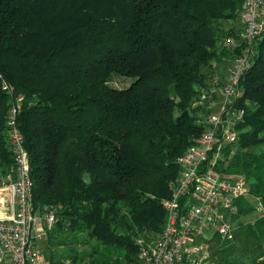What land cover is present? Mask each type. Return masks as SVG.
Returning a JSON list of instances; mask_svg holds the SVG:
<instances>
[{
    "label": "trees",
    "instance_id": "16d2710c",
    "mask_svg": "<svg viewBox=\"0 0 264 264\" xmlns=\"http://www.w3.org/2000/svg\"><path fill=\"white\" fill-rule=\"evenodd\" d=\"M241 2L0 0V173L13 163L7 119L17 103L33 210H55L45 235L67 230L94 241L84 256L70 254L72 263L136 264V237L162 229L176 159L204 129L193 106L199 88L224 43L240 53L230 24L242 26ZM113 74L133 80L115 88ZM239 87V140L216 164L248 183L230 216L234 230L257 198L264 204V17ZM242 233L258 237L262 257L264 216ZM214 235L213 264H245L233 254L234 244L246 249L235 232L231 240Z\"/></svg>",
    "mask_w": 264,
    "mask_h": 264
},
{
    "label": "built area",
    "instance_id": "2783aa9c",
    "mask_svg": "<svg viewBox=\"0 0 264 264\" xmlns=\"http://www.w3.org/2000/svg\"><path fill=\"white\" fill-rule=\"evenodd\" d=\"M263 17L264 0H242L240 53L226 75L212 73L199 88L193 106L202 110L197 122L204 129L176 159L179 176L170 184V196L161 201L165 211L162 229L153 238L136 237V264H213L212 235L233 239L230 216L237 210L236 200L248 195V183L242 175L222 176L216 164L223 148L239 140L238 125L245 116V110L237 104L241 95L239 80L252 64L254 44L263 31ZM4 88L8 86L4 84ZM19 109V104H12L7 119L13 163L0 173V192L8 194H0V264H51L38 241L54 224L55 210L42 214L33 210L29 158L16 125ZM7 206L11 215H1ZM255 209L259 217L264 216V204L258 198ZM55 264L74 263L62 258Z\"/></svg>",
    "mask_w": 264,
    "mask_h": 264
},
{
    "label": "rangeland",
    "instance_id": "374dc122",
    "mask_svg": "<svg viewBox=\"0 0 264 264\" xmlns=\"http://www.w3.org/2000/svg\"><path fill=\"white\" fill-rule=\"evenodd\" d=\"M230 26H232L233 29L237 31L240 28H242L239 20H236L234 23H231ZM224 46L226 47V51H224L225 54L224 55L222 54L219 57L220 59L214 62V64L209 70L210 74L217 73L219 75H226V73L228 72V69L231 66L230 63H232L231 59L234 57V53L232 52L233 47L230 45V43L229 44L224 43ZM132 80H133L132 78H127L121 75L113 74L110 77L109 85L115 88H124L128 86ZM201 111L202 110H197L195 114L199 116L201 115ZM259 218H260L259 212L256 209H253L252 211L249 212L247 216L241 218L240 220L242 221L241 226L234 230L235 235L237 239L239 240V243L243 247H246V249L241 252L240 251L241 247L238 246L237 244H234L233 254L240 255V259L245 264H264V259H262L261 257L257 258L262 252L261 248L258 247V244H259L258 237L251 236L250 238L246 239L244 238L243 233H242L244 225L253 223ZM148 237L153 238L155 237V235L148 234ZM84 238L86 239L85 243L81 241ZM211 241H212L211 246H213V248L217 247V239L215 235H212ZM92 243H94V241L89 240L86 234L82 233L78 235L77 237H73L70 234V232H68L67 230H64L63 233L62 232L56 233L54 237L48 238L46 235H44L38 241V246L44 252V254L50 255V253H52L53 261H58L60 258H63V257L68 258V256L74 253L75 251L78 253L79 256L81 257L84 256L85 254L91 252ZM248 247H252V248H248ZM211 257H212V253H211ZM255 259H256V262H255Z\"/></svg>",
    "mask_w": 264,
    "mask_h": 264
},
{
    "label": "crops",
    "instance_id": "0c3cea01",
    "mask_svg": "<svg viewBox=\"0 0 264 264\" xmlns=\"http://www.w3.org/2000/svg\"><path fill=\"white\" fill-rule=\"evenodd\" d=\"M239 30H241V29H239ZM238 30V31H239ZM231 64V63H230ZM0 194L2 195V194H4L5 196H7L8 194H7V192H5V191H2V192H0ZM7 203V202H6ZM1 215H11V208L9 207V206H7V208H6V211H5V213H3V214H1Z\"/></svg>",
    "mask_w": 264,
    "mask_h": 264
}]
</instances>
